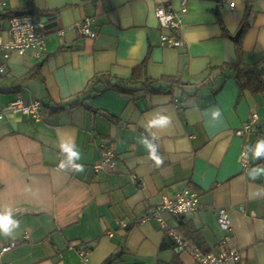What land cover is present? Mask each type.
<instances>
[{
    "label": "crops",
    "instance_id": "crops-1",
    "mask_svg": "<svg viewBox=\"0 0 264 264\" xmlns=\"http://www.w3.org/2000/svg\"><path fill=\"white\" fill-rule=\"evenodd\" d=\"M4 1L0 25L33 15L45 50L11 52L0 74V264H78L82 247L91 264H198L170 230L201 252L226 236L237 264H264V91L225 67L264 66V0H248L245 29L247 0ZM160 7L178 16L175 32L159 27ZM85 18L95 38L77 29ZM162 34L183 46L161 45ZM17 98L41 102L39 120L11 109ZM254 112L253 132L235 135ZM103 148L113 171L93 169ZM186 188L194 212L145 219Z\"/></svg>",
    "mask_w": 264,
    "mask_h": 264
},
{
    "label": "built area",
    "instance_id": "built-area-1",
    "mask_svg": "<svg viewBox=\"0 0 264 264\" xmlns=\"http://www.w3.org/2000/svg\"><path fill=\"white\" fill-rule=\"evenodd\" d=\"M224 1V0H222ZM233 7V4H230ZM6 11V2L0 0V14ZM185 11V9H183ZM156 18L159 27L175 32L178 29L180 20L178 16L170 9L160 7L156 10ZM79 32L88 37L95 38L96 32L90 28V20H84L76 23ZM0 25V52L3 54V62L0 63V74L6 71V60L11 52L20 55L30 53L33 57H38L45 50V35L43 32L44 25L42 21L27 13H14L8 16L7 24ZM161 45L172 48H180L183 46L182 40L172 35L162 34L160 36ZM10 108L19 111L22 114L31 116L35 120H39L41 112V102L31 101L24 102L17 98L11 101ZM257 114H251L250 120L240 129L235 131V135L242 136L251 133L254 130ZM240 161L244 167H247L246 153L240 154ZM93 169L102 171H113L115 169V155L112 151L103 148L99 160L93 165ZM199 206V196L190 188H186L176 194L174 198L162 197L161 200L151 208L150 214L145 219H156L163 224L161 214L168 213L174 216L187 215L194 212ZM217 225L221 232L228 233L231 231V222L229 213L225 208L217 210ZM168 234L178 248L190 254L198 264H237L241 260L238 248L225 244L227 237L225 236L219 245L217 252H201L189 244V242L179 233L169 231ZM112 236V234H109ZM24 237L27 234L24 233ZM17 242L11 241L2 247V252H6L15 247ZM77 253L80 257L78 264H91L87 255L89 250L86 248H78Z\"/></svg>",
    "mask_w": 264,
    "mask_h": 264
},
{
    "label": "trees",
    "instance_id": "trees-1",
    "mask_svg": "<svg viewBox=\"0 0 264 264\" xmlns=\"http://www.w3.org/2000/svg\"><path fill=\"white\" fill-rule=\"evenodd\" d=\"M249 13H250V5L248 4V0H247L245 12L241 20L242 29H245L249 25L248 24ZM11 14H14V13H11ZM236 48L238 52L241 51L240 41L236 42ZM225 67L230 68V69H233V68L237 69L236 76L241 82L242 89H247V90H250L251 92L264 91V82L262 81V76L264 75V66L259 67V68L255 66L240 68L238 67V64L234 63V64H228ZM242 78H243V81H242ZM163 80H165L166 82H170L172 86L178 84V82L172 78H164ZM114 259H115L114 257L107 259L105 264L111 263Z\"/></svg>",
    "mask_w": 264,
    "mask_h": 264
},
{
    "label": "water",
    "instance_id": "water-1",
    "mask_svg": "<svg viewBox=\"0 0 264 264\" xmlns=\"http://www.w3.org/2000/svg\"><path fill=\"white\" fill-rule=\"evenodd\" d=\"M241 30L242 29H239V31L234 36H232L231 39H233L234 41H237L238 40V37H239V35L241 33ZM11 219L12 218H9L8 221H10Z\"/></svg>",
    "mask_w": 264,
    "mask_h": 264
},
{
    "label": "snow or ice",
    "instance_id": "snow-or-ice-1",
    "mask_svg": "<svg viewBox=\"0 0 264 264\" xmlns=\"http://www.w3.org/2000/svg\"><path fill=\"white\" fill-rule=\"evenodd\" d=\"M3 224L6 226V224H7V218H3Z\"/></svg>",
    "mask_w": 264,
    "mask_h": 264
},
{
    "label": "clouds",
    "instance_id": "clouds-1",
    "mask_svg": "<svg viewBox=\"0 0 264 264\" xmlns=\"http://www.w3.org/2000/svg\"><path fill=\"white\" fill-rule=\"evenodd\" d=\"M157 162L159 163V160L157 159Z\"/></svg>",
    "mask_w": 264,
    "mask_h": 264
}]
</instances>
